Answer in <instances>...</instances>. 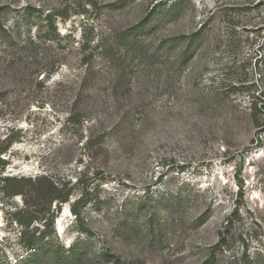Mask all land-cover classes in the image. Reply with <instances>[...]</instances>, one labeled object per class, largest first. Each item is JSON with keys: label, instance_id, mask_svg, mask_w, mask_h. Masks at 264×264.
<instances>
[{"label": "rangeland", "instance_id": "374dc122", "mask_svg": "<svg viewBox=\"0 0 264 264\" xmlns=\"http://www.w3.org/2000/svg\"><path fill=\"white\" fill-rule=\"evenodd\" d=\"M0 264H264V0H0Z\"/></svg>", "mask_w": 264, "mask_h": 264}, {"label": "trees", "instance_id": "16d2710c", "mask_svg": "<svg viewBox=\"0 0 264 264\" xmlns=\"http://www.w3.org/2000/svg\"><path fill=\"white\" fill-rule=\"evenodd\" d=\"M145 20H146V19H145ZM145 20H144V21H145ZM144 21H143V22H144ZM48 185L51 186V187H54V185H53L51 182H49ZM55 188H56V187H55ZM69 194H70V193L67 192L65 195H58V196H56L55 198H57V199L60 200L61 202H65L66 200H68V196H69ZM42 237H44V234L41 235V238H42ZM35 244H36V243H28V244H27V249H35Z\"/></svg>", "mask_w": 264, "mask_h": 264}]
</instances>
